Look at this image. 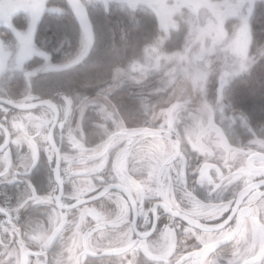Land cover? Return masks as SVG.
I'll list each match as a JSON object with an SVG mask.
<instances>
[{
	"label": "clouds",
	"instance_id": "clouds-1",
	"mask_svg": "<svg viewBox=\"0 0 264 264\" xmlns=\"http://www.w3.org/2000/svg\"><path fill=\"white\" fill-rule=\"evenodd\" d=\"M63 3L0 0V264H264V0Z\"/></svg>",
	"mask_w": 264,
	"mask_h": 264
},
{
	"label": "trees",
	"instance_id": "trees-1",
	"mask_svg": "<svg viewBox=\"0 0 264 264\" xmlns=\"http://www.w3.org/2000/svg\"><path fill=\"white\" fill-rule=\"evenodd\" d=\"M54 3L66 9L64 15L61 16H48L46 15L39 25L36 34V44L40 47H44L46 50L51 51L54 56V62L60 61L64 56L72 51L77 41V26L75 25L70 11L67 10V5L63 3V0H53ZM92 16L100 23V17L95 12H92ZM13 22L17 25L25 27V20L21 16H16ZM64 35H68L70 40L61 44V38ZM58 49V50H57ZM41 60H39L40 62ZM63 73H44L41 74L38 79H41L47 83L50 87H56L57 83L63 82Z\"/></svg>",
	"mask_w": 264,
	"mask_h": 264
},
{
	"label": "flooded vegetation",
	"instance_id": "flooded-vegetation-1",
	"mask_svg": "<svg viewBox=\"0 0 264 264\" xmlns=\"http://www.w3.org/2000/svg\"><path fill=\"white\" fill-rule=\"evenodd\" d=\"M77 172L79 173V178L82 180H87L90 178L83 170L78 169ZM49 176L50 172L48 170L47 164L45 161L41 160L38 162L37 167L33 169V172L30 173V179L38 192H45L48 190Z\"/></svg>",
	"mask_w": 264,
	"mask_h": 264
},
{
	"label": "rangeland",
	"instance_id": "rangeland-1",
	"mask_svg": "<svg viewBox=\"0 0 264 264\" xmlns=\"http://www.w3.org/2000/svg\"><path fill=\"white\" fill-rule=\"evenodd\" d=\"M16 16H21L22 18H24V16H23V11H20V12H18L17 14H15L14 16H13V18H12V23H13V25L14 26H17L18 28H21V29H23L24 27L21 25H17V24H15L14 22H13V20H14V18L16 17ZM0 30H2V29H0ZM37 45V44H36ZM37 47L38 48H40L41 50H43V51H45V52H48V53H50L51 54V60H52V63H59L60 61H56V62H54V60H53V58H54V56L52 55V53H51V51H49L48 49L46 50L44 47H40V46H38L37 45ZM39 60H41V58L40 57H34L33 58V60L32 61H30V65H32V66H34V65H37V64H40V63H42V60L39 62ZM44 74V73H43Z\"/></svg>",
	"mask_w": 264,
	"mask_h": 264
},
{
	"label": "snow or ice",
	"instance_id": "snow-or-ice-1",
	"mask_svg": "<svg viewBox=\"0 0 264 264\" xmlns=\"http://www.w3.org/2000/svg\"><path fill=\"white\" fill-rule=\"evenodd\" d=\"M24 10H25V9H24V7H23L22 5H12V6L8 9L6 15H5L2 19H3L5 22H7V23H11L13 16H14L15 14H17L18 12H20V11H24Z\"/></svg>",
	"mask_w": 264,
	"mask_h": 264
}]
</instances>
